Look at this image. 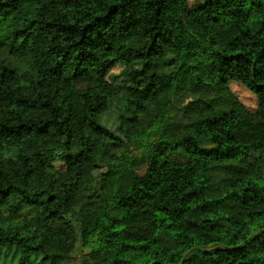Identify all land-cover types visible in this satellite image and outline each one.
<instances>
[{
	"label": "trees",
	"instance_id": "1",
	"mask_svg": "<svg viewBox=\"0 0 264 264\" xmlns=\"http://www.w3.org/2000/svg\"><path fill=\"white\" fill-rule=\"evenodd\" d=\"M190 1L0 0V264H264V0Z\"/></svg>",
	"mask_w": 264,
	"mask_h": 264
},
{
	"label": "rangeland",
	"instance_id": "2",
	"mask_svg": "<svg viewBox=\"0 0 264 264\" xmlns=\"http://www.w3.org/2000/svg\"><path fill=\"white\" fill-rule=\"evenodd\" d=\"M196 1L199 0H191L190 4H194ZM124 68L123 64H118L110 74L109 78L112 81L120 82L123 81V77L121 76V72ZM231 89L232 91L237 95V97L251 110L255 109L257 106V98L242 84L239 83H231ZM122 101V98L119 100ZM112 119V117H111ZM200 145L202 147H211L212 143L208 139L201 140ZM146 167H142L139 169V172L141 174L144 173ZM70 264H79V258L77 260L72 261Z\"/></svg>",
	"mask_w": 264,
	"mask_h": 264
}]
</instances>
